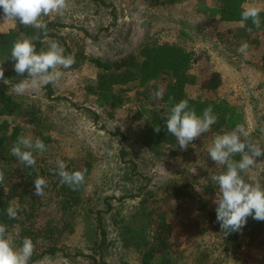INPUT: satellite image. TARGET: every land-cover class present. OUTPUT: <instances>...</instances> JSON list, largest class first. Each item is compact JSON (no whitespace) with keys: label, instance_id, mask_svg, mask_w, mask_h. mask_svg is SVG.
Here are the masks:
<instances>
[{"label":"rangeland","instance_id":"374dc122","mask_svg":"<svg viewBox=\"0 0 264 264\" xmlns=\"http://www.w3.org/2000/svg\"><path fill=\"white\" fill-rule=\"evenodd\" d=\"M218 4V0H183L161 6H152L146 0H68L63 14L47 17L65 25L57 33L72 48L77 42L90 58L115 60L136 54L141 45L154 42L176 43L193 51L196 60L190 73L200 78L212 70L221 74L223 86L216 97L243 113L248 142L264 148V69L259 64L264 37L238 22H220L217 16H209L198 8H217ZM251 4L264 8V0H247L243 5ZM8 26L0 24V31L8 30ZM51 41L61 45L50 39L46 50ZM245 42L249 49L241 54L237 50ZM73 49L76 50L75 46ZM61 71L65 75L56 85L29 87L21 95L11 93L24 110L10 117L0 115V122L7 120L11 126H20L21 136L30 137L33 142L48 137L46 151L24 149L33 151L43 162L54 165L62 160H91L73 230L65 231L52 243L63 252L45 255L35 264H141L140 251L122 246L119 225L126 222L133 227H145L148 218L139 214L134 217L135 206L141 200L155 201L154 206H160V200L174 184L188 183L198 189L209 173L222 170L225 166L216 165L208 155L216 136H200L186 150L164 147L155 154L143 144L145 118L137 117L142 100L135 84L124 87L131 102L111 110L98 107L85 92L98 74L91 63ZM15 83L18 82L9 80L5 84L8 92ZM188 94L195 99L211 96L198 86L189 88ZM22 115H36L39 124L27 123ZM256 163L246 174L250 183L257 178L264 182V155L257 157ZM50 194L46 190L42 199ZM194 206L195 200L185 201L183 217L202 223L206 214L196 212ZM97 211L101 212L107 239L100 248L96 246L100 242ZM49 212L52 213L51 209ZM168 221L173 240L182 242L185 236L178 216L172 215ZM8 236L18 248L17 230L8 229ZM43 249L45 246L39 244L35 252ZM194 259L186 252L179 262L191 264Z\"/></svg>","mask_w":264,"mask_h":264},{"label":"trees","instance_id":"16d2710c","mask_svg":"<svg viewBox=\"0 0 264 264\" xmlns=\"http://www.w3.org/2000/svg\"><path fill=\"white\" fill-rule=\"evenodd\" d=\"M146 1L152 6H161L177 4L183 0ZM218 1L217 8L204 5L198 8L207 12L209 16H217L220 22L240 20L242 5L247 0ZM2 16L3 11L0 9V17ZM42 20L49 30L47 40H58L65 50L64 54L75 58V64L69 69H77L83 63L89 62L98 70L94 84L85 87L86 94L94 98L98 107H108L111 110L121 108L131 102V97L126 94L124 87L135 84L140 89L137 94L142 102L137 117L145 118L142 140L151 152L161 153L164 147L178 146L176 138L168 133L164 118L169 109L181 100H187L189 108L194 109L197 115H202L205 108L212 106L217 122L207 132L201 134L203 137L222 135L232 131L237 125H244L243 113L225 99L216 97L223 86L222 76L218 71L212 70L204 78L190 73L196 60L193 51L176 43L154 42L141 45L136 54H127L115 60L90 58L77 42L73 43V48L75 46L76 49L74 51L66 43L65 38L57 33L65 25L47 16L42 17ZM260 20L259 28L250 20L244 26L264 37V12L260 14ZM13 23L7 31L0 32V67L4 69V79L19 82L27 79L28 75L27 73L19 75L14 71L15 62L10 59L13 43L39 35L40 39L33 40L39 53L41 50L46 51L47 40L44 39L41 30L24 26L19 21ZM7 57L9 58L6 59ZM259 64L264 69V53ZM49 85L45 86L49 88ZM193 86L200 87L211 96L204 99L192 98L188 94V89ZM161 89L163 98L153 99L151 93ZM47 92L50 96V90ZM21 106V103L7 91L4 81L0 80V115L13 116L24 110ZM22 116L29 124L36 126L39 124L36 115ZM31 116L33 117L29 119ZM157 125L161 129L159 133L154 130ZM21 130L20 126H11L7 120L0 122V171L5 175L4 181L0 183V223L6 225L7 229L16 230L15 226H19L16 240L18 247L22 246L25 237L32 239L35 250L39 244L45 246L39 253L34 250L29 264H35L45 255L53 256L59 251L63 252L52 243L65 231L73 230L72 222L81 211L82 192L92 166L88 158L70 162L62 160L67 165V171H83L85 174L84 183L75 190L68 184L61 183L58 163L53 165L43 162V159L33 155L36 160L35 166H25L10 153L11 147L21 136ZM42 140L45 144L48 137L44 136ZM232 159L239 161L241 155L236 154ZM225 171L226 166L220 171L209 173L198 185V189H194L188 183L174 184L160 200L162 202L160 206H154L155 201L151 203L146 199L141 200L135 206L134 217L139 214L148 218L147 225L133 227L126 222L121 223L119 236L122 246L140 251L141 264H175L176 261L177 264H185L179 260L185 258L186 252L195 258L191 264H237L239 259L247 264H264V221L248 217L246 225L240 231L225 235L216 220V205L213 201L216 195H219V189L212 177ZM38 176L46 180L44 192L47 190L51 193L45 199L34 194V180ZM187 200H195V211L206 214L202 223L183 217L184 202ZM16 204L20 206L18 218L10 219L7 208ZM106 206L109 211L110 205L107 203ZM172 215L178 216L179 226L185 236L182 242L172 238V228L168 221ZM95 220L100 237V242L96 246L100 248L107 243L101 212H96Z\"/></svg>","mask_w":264,"mask_h":264},{"label":"clouds","instance_id":"9594fccd","mask_svg":"<svg viewBox=\"0 0 264 264\" xmlns=\"http://www.w3.org/2000/svg\"><path fill=\"white\" fill-rule=\"evenodd\" d=\"M68 7V0H0V9L3 16L0 21L4 24L10 21H19L24 26H31L41 30L44 39H48V27L42 17L52 13L63 14ZM241 18L238 23L244 26L251 21L256 28L261 26L260 14L264 8L255 4L242 5ZM40 39L37 35L31 38H24L13 43L10 52V59L14 61V71L23 75L27 73L28 78L12 84L10 93L21 95L26 89H38L41 85H56L65 75L61 69H69L75 64L72 55H65L64 48L57 42L51 41L48 49L36 51L33 40ZM249 49L248 43H242L237 50L246 54ZM7 57L6 59H8ZM0 80L8 84L9 80L4 79V69L0 67ZM153 99H162L163 90L151 93ZM171 99V98H170ZM168 133L176 138L181 150H186L191 142L198 139L201 134L207 132L217 122V116L213 114L212 106L203 110L202 115H197L194 109L189 108L187 100L175 103L164 118ZM155 132L161 131L157 125ZM32 149L38 152L46 151L42 140L20 136L17 142L10 149L12 156L27 167H34L36 160ZM241 154V159L235 161L232 157ZM208 155L216 165L226 166V171L214 175L212 180L218 185L219 195L213 203L216 205V220L220 224L222 232L227 235L231 232L240 231L246 225L248 217L256 221H264V182L261 178L246 180V174L254 168L256 158L264 155V148L248 142V132L243 125H237L232 131L217 135L208 148ZM58 175L61 183H66L75 188L85 181L83 171L69 172L63 161H58ZM242 173L244 175H242ZM5 179L3 171H0V183ZM35 195H44V188L47 186L43 177L34 180ZM20 206L10 205L7 208V215L10 219H17ZM16 230L19 226H15ZM35 245L29 237H25L22 246L14 247L8 236L7 226L0 223V264H29Z\"/></svg>","mask_w":264,"mask_h":264},{"label":"crops","instance_id":"0c3cea01","mask_svg":"<svg viewBox=\"0 0 264 264\" xmlns=\"http://www.w3.org/2000/svg\"><path fill=\"white\" fill-rule=\"evenodd\" d=\"M0 22H2V21H0ZM7 24L9 25V26H8V29H9V28H11V27L13 26L14 23H13V21H10V22H7ZM5 31H7V29H6ZM5 31H0V32H5ZM238 262L243 263V262L241 261V259H239ZM243 264H247V263H243Z\"/></svg>","mask_w":264,"mask_h":264}]
</instances>
